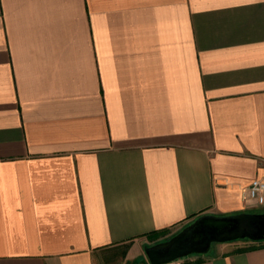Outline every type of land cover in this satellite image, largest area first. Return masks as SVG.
Masks as SVG:
<instances>
[{
	"label": "crops",
	"instance_id": "crops-1",
	"mask_svg": "<svg viewBox=\"0 0 264 264\" xmlns=\"http://www.w3.org/2000/svg\"><path fill=\"white\" fill-rule=\"evenodd\" d=\"M254 178L264 0H0V264H149ZM237 241L166 264H264Z\"/></svg>",
	"mask_w": 264,
	"mask_h": 264
},
{
	"label": "water",
	"instance_id": "water-1",
	"mask_svg": "<svg viewBox=\"0 0 264 264\" xmlns=\"http://www.w3.org/2000/svg\"><path fill=\"white\" fill-rule=\"evenodd\" d=\"M264 241V211L230 214L203 213L166 238L146 245L149 264H166L189 255H205L213 243Z\"/></svg>",
	"mask_w": 264,
	"mask_h": 264
},
{
	"label": "built area",
	"instance_id": "built-area-1",
	"mask_svg": "<svg viewBox=\"0 0 264 264\" xmlns=\"http://www.w3.org/2000/svg\"><path fill=\"white\" fill-rule=\"evenodd\" d=\"M247 196L257 204L264 203V179L254 178L247 187Z\"/></svg>",
	"mask_w": 264,
	"mask_h": 264
},
{
	"label": "trees",
	"instance_id": "trees-1",
	"mask_svg": "<svg viewBox=\"0 0 264 264\" xmlns=\"http://www.w3.org/2000/svg\"><path fill=\"white\" fill-rule=\"evenodd\" d=\"M169 235H170V234H169ZM169 235H167V236H169ZM167 236L162 237V238H159V239H155L152 243H154V242H156V241H159V240H162V239L166 238ZM156 238H157V237H156ZM254 246H255V243H250V244H248V245L241 246V247H239L238 249H239V250H242V249H248V248H253Z\"/></svg>",
	"mask_w": 264,
	"mask_h": 264
},
{
	"label": "rangeland",
	"instance_id": "rangeland-1",
	"mask_svg": "<svg viewBox=\"0 0 264 264\" xmlns=\"http://www.w3.org/2000/svg\"><path fill=\"white\" fill-rule=\"evenodd\" d=\"M246 242L248 243V240L243 239V240L237 241L234 246H243L247 244ZM215 244H218V243H213L211 246V250ZM116 260H118V258H116Z\"/></svg>",
	"mask_w": 264,
	"mask_h": 264
}]
</instances>
